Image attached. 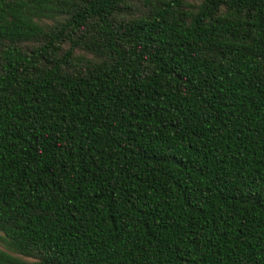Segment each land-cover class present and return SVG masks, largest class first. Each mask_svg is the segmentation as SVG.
<instances>
[{"label": "trees", "instance_id": "1", "mask_svg": "<svg viewBox=\"0 0 264 264\" xmlns=\"http://www.w3.org/2000/svg\"><path fill=\"white\" fill-rule=\"evenodd\" d=\"M0 240L264 264V0H0Z\"/></svg>", "mask_w": 264, "mask_h": 264}, {"label": "rangeland", "instance_id": "2", "mask_svg": "<svg viewBox=\"0 0 264 264\" xmlns=\"http://www.w3.org/2000/svg\"><path fill=\"white\" fill-rule=\"evenodd\" d=\"M0 248H3V249L6 248L5 245L3 244L2 240H0ZM18 256L24 262H31L34 260L32 257L23 256V255H18Z\"/></svg>", "mask_w": 264, "mask_h": 264}]
</instances>
